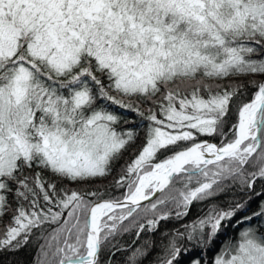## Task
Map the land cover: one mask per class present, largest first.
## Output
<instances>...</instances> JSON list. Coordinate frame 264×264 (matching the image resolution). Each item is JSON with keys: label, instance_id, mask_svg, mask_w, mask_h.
<instances>
[{"label": "snow or ice", "instance_id": "snow-or-ice-1", "mask_svg": "<svg viewBox=\"0 0 264 264\" xmlns=\"http://www.w3.org/2000/svg\"><path fill=\"white\" fill-rule=\"evenodd\" d=\"M192 253L264 264V0H0V264Z\"/></svg>", "mask_w": 264, "mask_h": 264}, {"label": "trees", "instance_id": "trees-1", "mask_svg": "<svg viewBox=\"0 0 264 264\" xmlns=\"http://www.w3.org/2000/svg\"><path fill=\"white\" fill-rule=\"evenodd\" d=\"M250 95H251V90H249V91L246 93V96H250ZM216 142H217V141H216ZM259 188H260V185H259V182H258V183H257V189L259 190ZM259 202H260V198H259V197L254 198L253 202H252L251 205H250V211H251V210H256V209H257V206H258V204H259ZM164 227H165V228H171V227H173V224L169 223V224L164 225ZM237 231H238V229H236V228H229L224 234H222V236L220 237V239H221V240H222V239H225V238L228 237V236L235 237ZM158 236H159V234H157V238H158ZM126 239H127V237H126ZM217 246H218V244H217ZM33 251H34V250H33ZM194 255H195V253H192V254H190V255H188V256H184V257H183V260H182V264H186L188 261H190V260L192 259V257H193ZM211 256H212L211 253H209L208 256H207V259H208L209 261L211 260ZM28 258L30 259V254H29Z\"/></svg>", "mask_w": 264, "mask_h": 264}, {"label": "rangeland", "instance_id": "rangeland-1", "mask_svg": "<svg viewBox=\"0 0 264 264\" xmlns=\"http://www.w3.org/2000/svg\"><path fill=\"white\" fill-rule=\"evenodd\" d=\"M218 246H219V245H218ZM218 246H217V247H218ZM189 262H190V261H188L186 264H189Z\"/></svg>", "mask_w": 264, "mask_h": 264}, {"label": "water", "instance_id": "water-1", "mask_svg": "<svg viewBox=\"0 0 264 264\" xmlns=\"http://www.w3.org/2000/svg\"><path fill=\"white\" fill-rule=\"evenodd\" d=\"M213 142H216V141H213Z\"/></svg>", "mask_w": 264, "mask_h": 264}]
</instances>
